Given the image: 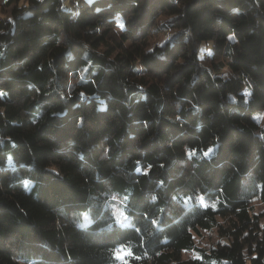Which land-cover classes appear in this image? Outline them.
Instances as JSON below:
<instances>
[{"label":"trees","instance_id":"obj_1","mask_svg":"<svg viewBox=\"0 0 264 264\" xmlns=\"http://www.w3.org/2000/svg\"><path fill=\"white\" fill-rule=\"evenodd\" d=\"M0 2V264H264V0Z\"/></svg>","mask_w":264,"mask_h":264},{"label":"rangeland","instance_id":"obj_2","mask_svg":"<svg viewBox=\"0 0 264 264\" xmlns=\"http://www.w3.org/2000/svg\"><path fill=\"white\" fill-rule=\"evenodd\" d=\"M81 0H63V6L65 8H68L74 12H76L77 7L79 5ZM90 1V0H87ZM25 2V0H20V3ZM1 3V2H0ZM11 6H5L0 4V18L6 16L9 14ZM167 16L165 15H159L157 18L156 25H158L157 29H154L151 31V35L148 42V47L152 48L156 44L161 43L164 40H167L170 35L175 32V29H162V22L167 20ZM232 39L234 40L233 33H230ZM213 40H208L202 43L200 50H199V57L205 64H211L212 60V54H213ZM221 69L218 71L223 76H231L233 74V70L229 66V64L226 62L224 57L219 58ZM242 92L245 94L249 92V83L246 82V85L242 88ZM237 98V95L230 92L229 93V99L235 100ZM254 118L261 123V125L264 127V107L261 109L255 111L253 114ZM43 164H48L49 161L47 159H42ZM254 211L258 215L261 224L264 223V204L260 200H254ZM112 207L114 209L115 215L117 217V220L122 224H128L130 222V215L128 211H126L125 208L121 207L119 203H112ZM222 221V224L224 227L228 226V219H220ZM226 237L223 236L222 231L218 227H215L213 229H201L200 232L195 233V242L198 246L209 248L211 246L217 245L221 241H226ZM196 254L194 251H184L182 256L183 257H190Z\"/></svg>","mask_w":264,"mask_h":264},{"label":"snow or ice","instance_id":"obj_3","mask_svg":"<svg viewBox=\"0 0 264 264\" xmlns=\"http://www.w3.org/2000/svg\"><path fill=\"white\" fill-rule=\"evenodd\" d=\"M205 155H207V153H205Z\"/></svg>","mask_w":264,"mask_h":264}]
</instances>
